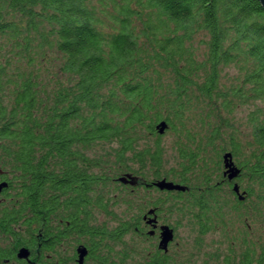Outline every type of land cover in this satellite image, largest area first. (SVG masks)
Returning <instances> with one entry per match:
<instances>
[{
	"label": "trees",
	"instance_id": "obj_1",
	"mask_svg": "<svg viewBox=\"0 0 264 264\" xmlns=\"http://www.w3.org/2000/svg\"><path fill=\"white\" fill-rule=\"evenodd\" d=\"M242 107L246 131L230 121ZM166 133L175 167L166 168ZM225 153L240 170L232 181L222 178ZM126 175L140 183L121 184ZM161 179L186 190L160 192ZM1 184L0 232L39 264H77L79 244L97 264H127L133 212L148 209L174 232L171 218L188 220L198 240L241 225L225 264H264V238L248 224L264 228V9L256 0H0ZM143 257L176 264L154 248Z\"/></svg>",
	"mask_w": 264,
	"mask_h": 264
},
{
	"label": "rangeland",
	"instance_id": "obj_2",
	"mask_svg": "<svg viewBox=\"0 0 264 264\" xmlns=\"http://www.w3.org/2000/svg\"><path fill=\"white\" fill-rule=\"evenodd\" d=\"M249 111L247 108H241L234 113L233 124L239 125L241 131H246V122L247 115ZM200 129V127H198ZM197 129V127L195 128ZM162 144L165 147L166 151V161L168 162V167H175L176 163L174 161L173 153V137L171 133H166L162 138ZM137 185L140 183V180L137 178ZM136 186V185H135ZM143 188V187H142ZM139 191L143 194L141 188H138ZM143 195H147L150 198L159 197L157 192H148ZM125 207L118 205L115 208H112V213L117 217H121L124 212ZM111 216H102L97 215V222L99 224H107L109 228H113L116 225V222L111 220ZM236 216L231 215L233 220H237ZM118 219V218H117ZM176 218H171L168 223L176 228L175 231V240L170 246L169 253L175 261L176 264H225L226 257L229 254H232L240 246L241 238L236 236L235 233L240 231V235H245V232H242L243 227L241 225L235 226L231 225L226 231L210 233L202 239L196 238V232L189 225L188 220L182 218V220ZM179 222V224H177ZM249 235L252 239L264 238V228L262 227L259 232L256 228V225L253 221H248ZM235 225V223H234ZM255 225V226H254ZM254 234V236H252ZM256 234H259V238ZM124 240L127 242V249L130 256H132L131 261H128L127 264H143L144 257L143 255L146 251H149L152 246L147 241H141L133 239L132 236H124ZM130 246V247H129ZM237 253V252H234Z\"/></svg>",
	"mask_w": 264,
	"mask_h": 264
},
{
	"label": "flooded vegetation",
	"instance_id": "obj_3",
	"mask_svg": "<svg viewBox=\"0 0 264 264\" xmlns=\"http://www.w3.org/2000/svg\"><path fill=\"white\" fill-rule=\"evenodd\" d=\"M222 178L226 179L223 176V171H222ZM148 210H150V209H148ZM148 210H146V211L135 210L133 212L135 217H137V219L139 217V220H134L135 221L134 223L138 224V226L133 228L134 234L132 235V238L133 239L135 238V239L141 240V241L145 240V241L150 243L152 248L166 254L169 252L170 246L172 245V243L175 240V232L173 230L174 239H173V242L169 244L168 251L165 253V252L159 250L158 244L160 241V227L163 225H166V224L163 223L162 219H160V217L155 212L153 215L146 216ZM149 222H151V223H149ZM0 229H2V228H0ZM11 237L14 238L16 236L0 232V254L3 253L2 255H0V264H39V261H40L39 257L33 256V253L29 250V248L27 247V244H24L22 246L16 245L13 248H9V238H11ZM78 247L86 248L84 245L79 244L75 250H77ZM22 248H25L28 250V257L25 259H19L17 257L19 250ZM9 253L11 256H9ZM67 260L72 261V254L67 257ZM74 261H76V263L78 264V255H77L76 251H75ZM88 261L95 262V264H97L96 260L93 259V257L92 258L89 257V252L87 250V255L84 258L83 264H88L89 263Z\"/></svg>",
	"mask_w": 264,
	"mask_h": 264
},
{
	"label": "water",
	"instance_id": "obj_4",
	"mask_svg": "<svg viewBox=\"0 0 264 264\" xmlns=\"http://www.w3.org/2000/svg\"><path fill=\"white\" fill-rule=\"evenodd\" d=\"M260 6L264 9V0H256ZM167 129V125L165 122H161L156 126V130L158 132L159 135H163L164 132ZM222 162H223V176L227 178V180L232 181L234 179H236L239 174H240V170L235 166L233 160H232V156L230 153H225L222 157ZM118 181L121 184L124 185H130V186H135L137 181L136 177H133L131 175H126L123 176L121 178L118 179ZM158 191L160 192H172V191H176V192H184L186 189L185 187L175 184L171 181H167L166 179H161V180H157L152 184ZM5 187V184H1L0 185V191L2 188ZM233 192L238 195L239 200H242L243 197L242 195L239 193V189L237 187V185L233 186ZM154 214V210L150 209L147 212L146 216H150ZM145 216V217H146ZM151 223V222H149ZM174 239V232L171 228H169L167 225H163L160 227V241L158 244V249L163 251V252H167L168 251V246L170 243L173 242ZM76 253L78 255V264H83L84 258L87 255V250L84 247H79L76 250ZM17 257L19 259H25L28 257V250L25 248H22L19 250Z\"/></svg>",
	"mask_w": 264,
	"mask_h": 264
}]
</instances>
